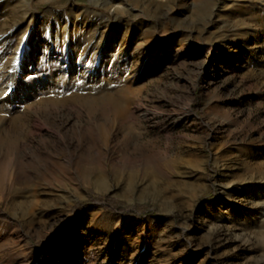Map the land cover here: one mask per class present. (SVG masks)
Wrapping results in <instances>:
<instances>
[{
	"label": "rangeland",
	"instance_id": "374dc122",
	"mask_svg": "<svg viewBox=\"0 0 264 264\" xmlns=\"http://www.w3.org/2000/svg\"><path fill=\"white\" fill-rule=\"evenodd\" d=\"M0 264H264V0H0Z\"/></svg>",
	"mask_w": 264,
	"mask_h": 264
},
{
	"label": "bare ground",
	"instance_id": "6f19581e",
	"mask_svg": "<svg viewBox=\"0 0 264 264\" xmlns=\"http://www.w3.org/2000/svg\"><path fill=\"white\" fill-rule=\"evenodd\" d=\"M65 32V31H64ZM63 44V43H62ZM64 45V44H63ZM61 58L62 59H64L65 60V55H66V51H65V48L63 49V48H61ZM86 75V74H85ZM84 76V75H83ZM88 76V75H87ZM92 77V76H91ZM245 190L241 193V195H240V197H242V196H244V195H246L249 191H250V187L249 186H246L245 188H244Z\"/></svg>",
	"mask_w": 264,
	"mask_h": 264
},
{
	"label": "trees",
	"instance_id": "16d2710c",
	"mask_svg": "<svg viewBox=\"0 0 264 264\" xmlns=\"http://www.w3.org/2000/svg\"><path fill=\"white\" fill-rule=\"evenodd\" d=\"M112 201V200H111Z\"/></svg>",
	"mask_w": 264,
	"mask_h": 264
}]
</instances>
